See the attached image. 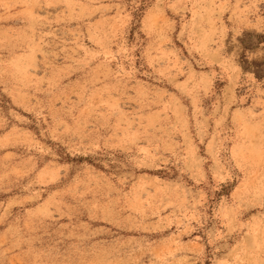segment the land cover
<instances>
[{"label":"rangeland","instance_id":"rangeland-1","mask_svg":"<svg viewBox=\"0 0 264 264\" xmlns=\"http://www.w3.org/2000/svg\"><path fill=\"white\" fill-rule=\"evenodd\" d=\"M264 0H0V264H264Z\"/></svg>","mask_w":264,"mask_h":264},{"label":"snow or ice","instance_id":"snow-or-ice-1","mask_svg":"<svg viewBox=\"0 0 264 264\" xmlns=\"http://www.w3.org/2000/svg\"><path fill=\"white\" fill-rule=\"evenodd\" d=\"M252 52L255 56L264 61V46L260 47L258 51L256 49H252Z\"/></svg>","mask_w":264,"mask_h":264}]
</instances>
